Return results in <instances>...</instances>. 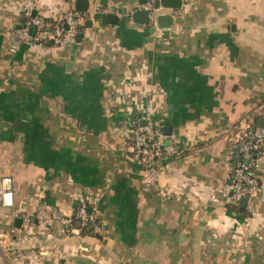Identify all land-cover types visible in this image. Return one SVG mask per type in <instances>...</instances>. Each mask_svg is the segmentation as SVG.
Masks as SVG:
<instances>
[{"label": "crops", "instance_id": "obj_1", "mask_svg": "<svg viewBox=\"0 0 264 264\" xmlns=\"http://www.w3.org/2000/svg\"><path fill=\"white\" fill-rule=\"evenodd\" d=\"M75 1L35 15L61 24ZM89 1L61 47L20 41L32 1L0 0V264H264V161L251 210L222 196L235 136L264 124V0H183L160 7L167 24L135 21L138 0ZM148 110L178 148L156 188L129 141ZM83 204L99 231L66 227Z\"/></svg>", "mask_w": 264, "mask_h": 264}, {"label": "built area", "instance_id": "obj_2", "mask_svg": "<svg viewBox=\"0 0 264 264\" xmlns=\"http://www.w3.org/2000/svg\"><path fill=\"white\" fill-rule=\"evenodd\" d=\"M25 10V22L16 30L20 41H33L36 44H54L66 47L77 43L79 27L83 20L82 14L72 10L64 17L62 24L51 26L45 18L34 15L35 4L38 0H31ZM156 0H148L144 8L149 12L152 23H156L160 7L155 6ZM68 25V28L65 25ZM36 27L33 35L32 27ZM18 44H13L12 52H17ZM129 135L131 143V158L142 167V176L145 182L156 188L159 182L164 161L176 154V136L165 133L152 119L151 112L145 111L142 122H134ZM233 161L230 166L228 181L223 186L222 196L228 204H238L246 197V208L251 210L254 200L262 196L258 170L264 161V127H249L239 132L232 144ZM0 203L5 206L13 205V184L10 177L0 179ZM39 216L43 218L44 209L39 208ZM25 222L31 221V215L26 214ZM73 219L81 227L93 225L96 231L100 230L97 214L88 207L81 205L74 217L65 218L66 227L71 226ZM73 231L78 229L73 228Z\"/></svg>", "mask_w": 264, "mask_h": 264}, {"label": "water", "instance_id": "obj_3", "mask_svg": "<svg viewBox=\"0 0 264 264\" xmlns=\"http://www.w3.org/2000/svg\"><path fill=\"white\" fill-rule=\"evenodd\" d=\"M116 1L117 2H125V5H122V9H123L124 13H126V12H129L131 6H133L137 0H114V2H116ZM146 1L147 0H138V3L144 4V3H146ZM89 2H90L89 0H76L75 1L76 9L78 11H81V12H86L89 8V5H90ZM182 4H183V0H156V2H155L156 7L162 6V7H167V8H169V7L181 8ZM116 10H117V6H113L112 11L115 12ZM35 14H36V11H34V15ZM132 15H133L134 20L137 22L144 23V22H148V20H149V12L147 10H144V9H136L135 11L132 12ZM108 17H115L116 18L114 13H110L107 16V19H109ZM168 19H171V22H172V16L171 15L161 14L158 16V22L159 23L165 22L167 24ZM21 26L22 25H19V27H21ZM65 27L68 28V25L66 24ZM31 32L33 35L35 34V32H36L35 26L32 28ZM77 39L78 40L81 39V34L77 35ZM162 130L167 134L171 133V130L167 126L162 127ZM246 201H247V199H246V197H244L243 199H241L240 205L242 207H244L246 205Z\"/></svg>", "mask_w": 264, "mask_h": 264}, {"label": "trees", "instance_id": "obj_4", "mask_svg": "<svg viewBox=\"0 0 264 264\" xmlns=\"http://www.w3.org/2000/svg\"><path fill=\"white\" fill-rule=\"evenodd\" d=\"M48 23L50 22V21H47ZM51 26H56V25H59L58 23H49ZM62 24V23H61ZM81 26V25H80ZM79 30H80V27H79ZM256 127H264V124H256V125H254L252 128H256ZM238 211H246V209L244 208V207H242V206H238V207H235ZM74 221L76 222L77 220L76 219H74ZM89 227H86L84 230H87Z\"/></svg>", "mask_w": 264, "mask_h": 264}]
</instances>
